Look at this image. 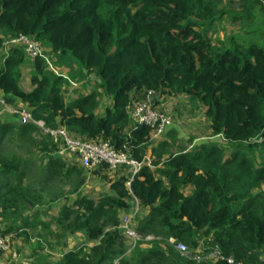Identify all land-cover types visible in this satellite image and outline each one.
<instances>
[{
	"label": "trees",
	"instance_id": "trees-1",
	"mask_svg": "<svg viewBox=\"0 0 264 264\" xmlns=\"http://www.w3.org/2000/svg\"><path fill=\"white\" fill-rule=\"evenodd\" d=\"M241 1L243 11L231 16L235 21L253 18L257 4L264 8L263 0ZM225 15L215 0H0V93L32 117L1 124L0 135L35 141L36 133L45 132L33 120L43 121L73 138L109 141L143 163L128 186L129 166L85 169L76 156L57 154L48 160L49 176L39 180V192L26 184L27 169L16 157L0 158V236L44 231L46 242L62 248L55 264H229L194 259L212 250L264 264V192H256L264 186V164L257 160L264 150V46L243 39L217 47L200 29ZM21 34L52 53L71 55L87 76H95L98 88L67 101L65 75L48 71L38 58L34 89L24 90V50L14 47L6 59L2 52L4 39ZM150 91L157 106L160 99L185 96L203 108L212 137L189 149L173 139L154 140L148 126L134 125L129 111ZM103 99L108 104L101 111ZM45 136L44 148L51 147L45 152H57ZM90 178L100 182L98 198L80 191ZM71 179L77 183L70 193L43 195L45 187L56 183L62 191ZM136 203L147 213L136 230L140 239L128 251L122 218ZM27 206L31 214L24 213ZM60 230L84 245L67 247ZM150 234L155 237L144 245ZM179 243L191 255L178 251Z\"/></svg>",
	"mask_w": 264,
	"mask_h": 264
},
{
	"label": "rangeland",
	"instance_id": "rangeland-1",
	"mask_svg": "<svg viewBox=\"0 0 264 264\" xmlns=\"http://www.w3.org/2000/svg\"><path fill=\"white\" fill-rule=\"evenodd\" d=\"M215 1L218 4L219 10H225L226 15L221 21L212 24L211 26L206 25L202 27L200 31H202V33L205 34L208 38H210L217 47L228 46L231 44V42L235 43L242 41L243 39L253 40L259 45L264 46V8L261 4H257L254 6L255 9L253 11V18L238 19V21H235L231 17L232 13L242 12L244 9V2L241 0ZM248 1L253 2L254 0ZM249 2H247V4ZM2 52L4 51L2 50ZM73 60L75 59L71 55H69L65 59V61L67 62H72ZM53 65L54 69L59 72V75H65V80L67 81V83H65V86H63V88L66 90L67 101H71L73 95L75 94L74 89H76L77 87L83 86V88H86V86H89L88 88H86V90L90 93L98 88L95 79L93 81L91 80L90 82L88 79L84 78L82 80H75V73L78 71V68L76 69L75 66H72L71 68L69 66H65V70L61 71L58 68V63H56V65L53 63ZM64 71L68 76L64 74ZM86 80L88 82H85ZM90 83H92V88H90ZM1 95L2 94H0V98H2V100H5V98L1 97ZM158 102L159 103L156 108L162 114L168 116L171 119V123L167 127L165 134L162 137L158 138L159 140L173 139L177 142L179 148L189 149L192 145L195 144V141L206 140L212 137V131L209 128L210 122L205 115V110L198 105L191 103L187 97L176 96L164 102H162V99H160L158 100ZM107 104V100H101V111L107 106ZM9 107H5L4 105L0 104V125L7 123L21 124L22 117H20L18 114H15L12 109L24 108L19 105ZM2 137H4L5 140L1 144L0 158L9 159L12 157H16L19 160L20 167L22 169H27V175L25 179L26 184H34L38 186L37 191L39 192H41L42 190V187H40L41 182H39V180L43 178L44 175L49 176L46 165L48 164V160L50 159V157H53L54 155L56 156L57 154L58 156L64 158L68 156L67 152L64 154H59L58 151H55L53 153L45 152L51 150V147H49L48 150L44 148V143L47 140L45 133H36L35 141L11 133L6 134L5 136L0 135V138ZM228 148L227 150L229 154L230 150ZM257 160L259 163L264 164V150L258 151ZM60 179L61 176L58 178V180ZM75 180L76 179L68 180L70 182H68V184L62 191H59L60 188L59 186L57 187L56 183L51 187H45L43 195L49 194V192H56V194H60V196L63 194L66 195L67 193H70L72 191L74 187L73 183H77ZM99 184V181H92V178H90L86 184L87 189L83 187L81 188V190L83 192L87 191V193L92 194L94 195V197L98 198L99 193L97 192L96 188L99 187ZM261 191L264 192V186L261 189L256 190V192ZM136 205L137 203L135 204V207ZM25 210L26 212L24 213L31 214L33 208L31 206H27L24 211ZM138 211V216L134 219V221L132 220L131 222V226L135 231L137 230V228H139V219H142L143 216H145V214L147 213L143 208H140V210ZM2 223L3 222L0 220V231H2V228H5L4 226H2ZM41 231L42 230H29L27 235L21 233L16 237L10 236L12 240L11 248L10 250L3 252L4 254H0V264L59 263L62 259L60 256L62 254L60 252L62 248H56L54 245L52 246L50 243L46 242L47 238L45 237L47 234L44 231ZM60 231L67 241V247L72 248L84 245L85 241H83L82 238H75L71 234H68L70 232L66 230ZM2 232H0V234ZM154 237L155 236L151 234L150 236H147V239L149 241H145L144 245H148L150 240H152ZM125 239V247L128 249V251L133 250V248L135 247L134 241L130 240L128 236ZM56 241L60 244L58 240Z\"/></svg>",
	"mask_w": 264,
	"mask_h": 264
},
{
	"label": "built area",
	"instance_id": "built-area-1",
	"mask_svg": "<svg viewBox=\"0 0 264 264\" xmlns=\"http://www.w3.org/2000/svg\"><path fill=\"white\" fill-rule=\"evenodd\" d=\"M2 37L0 33V38ZM14 47H21L28 59L35 62L38 58L44 59L49 65L51 71L56 75L59 72L54 69L49 56L46 54L44 47L40 41L36 38L21 34L13 38H6L2 44L3 58L6 59L10 56L11 50ZM60 76V75H59ZM1 97H3L1 95ZM4 100V99H3ZM0 98V104L5 107H9L6 100L3 101ZM156 100L154 98V92H148L143 98L133 101L130 108V114L134 125H146L152 130L153 139L162 137L167 127L171 123V119L162 114L157 108ZM10 108V107H9ZM15 114L22 117L23 123L32 120L30 113L20 109H12ZM35 124L40 126L44 132L50 136L51 140L57 144L58 153H68V156H76L80 163L87 169L97 167L102 164L108 165L109 169L116 170L123 165L129 166L131 171V178L127 182L130 186L132 180L139 174L143 163L131 159L127 154L115 149L109 141L100 140L97 142H89L77 138L71 137L64 127L57 129H51L45 126L43 121L33 120ZM138 213V206L132 214L126 215L122 218V229L125 233L134 241V243L140 239V235L132 228L131 222ZM11 248V239L9 236H0V253L8 251ZM176 249L182 254L189 256L191 251L188 247L179 243L176 245ZM197 261H217L225 260L229 264H244L236 261L233 257L226 258L218 250H212L210 253L201 256H195Z\"/></svg>",
	"mask_w": 264,
	"mask_h": 264
},
{
	"label": "crops",
	"instance_id": "crops-1",
	"mask_svg": "<svg viewBox=\"0 0 264 264\" xmlns=\"http://www.w3.org/2000/svg\"><path fill=\"white\" fill-rule=\"evenodd\" d=\"M45 49H46L47 52H49L47 54H48V56L50 58V61L53 62L55 65H56V63H58L59 64L58 65V68L61 71L62 70H65V66H69L70 68L72 66H75L76 69L78 68V71L75 73V76H76V79L75 80H77V79L78 80L79 79L82 80L84 78V79H88L89 82L91 80L93 81L94 79H95V81H97V79L95 78V76H93V75L87 76L86 73H85V71L80 67V65L76 62V60H73L72 62H67V61H65V59L68 56H65L64 57V56H61L59 54L52 53L49 48H45ZM47 70L48 71H51L49 69V67H48ZM35 71H36V69H35V63L26 57L25 60H24V62L20 66V79H19V84L27 92H30V91H32L34 89V85H33V82H32V76L35 73ZM64 74L67 75L66 72ZM73 75H74V73H73ZM85 82H88V81L86 80ZM65 83H67V81ZM88 87L89 86H86V88H88ZM86 88H83V86H82V87H77L76 89H74L75 90L74 91L75 94L73 95L71 101H73L75 99H78V98H81L83 96L88 95L90 92H87ZM90 88H92V83H90ZM0 94H2V93H0ZM169 99H171V98H169ZM169 99H167V100H169ZM69 157L73 158V155H71ZM92 181H97V180H95L93 178ZM83 187H85V189H87L86 184ZM100 187L101 186L97 187L96 189L98 190V189H100ZM80 191H82V190L80 189ZM85 192L87 193V191H85Z\"/></svg>",
	"mask_w": 264,
	"mask_h": 264
},
{
	"label": "clouds",
	"instance_id": "clouds-1",
	"mask_svg": "<svg viewBox=\"0 0 264 264\" xmlns=\"http://www.w3.org/2000/svg\"><path fill=\"white\" fill-rule=\"evenodd\" d=\"M44 47V46H43ZM44 50H45V52H46V49H45V47H44ZM47 54V53H46ZM48 55V54H47ZM46 62V61H45ZM47 66L49 67V65L47 64ZM50 69V68H49ZM51 70V69H50ZM53 72V71H52ZM54 73V72H53ZM3 96V95H2Z\"/></svg>",
	"mask_w": 264,
	"mask_h": 264
}]
</instances>
